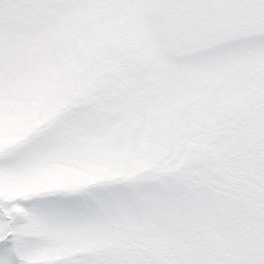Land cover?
<instances>
[{
	"label": "snow or ice",
	"instance_id": "snow-or-ice-1",
	"mask_svg": "<svg viewBox=\"0 0 264 264\" xmlns=\"http://www.w3.org/2000/svg\"><path fill=\"white\" fill-rule=\"evenodd\" d=\"M0 264H264V0H0Z\"/></svg>",
	"mask_w": 264,
	"mask_h": 264
}]
</instances>
